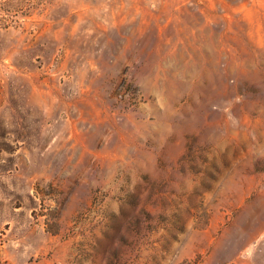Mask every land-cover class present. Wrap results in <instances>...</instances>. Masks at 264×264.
<instances>
[{
    "label": "rangeland",
    "instance_id": "obj_1",
    "mask_svg": "<svg viewBox=\"0 0 264 264\" xmlns=\"http://www.w3.org/2000/svg\"><path fill=\"white\" fill-rule=\"evenodd\" d=\"M0 264H264V0H0Z\"/></svg>",
    "mask_w": 264,
    "mask_h": 264
}]
</instances>
